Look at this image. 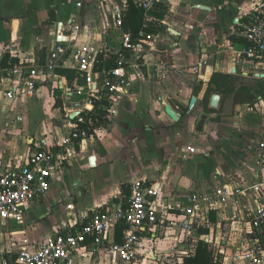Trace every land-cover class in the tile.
<instances>
[{
	"label": "crops",
	"instance_id": "obj_1",
	"mask_svg": "<svg viewBox=\"0 0 264 264\" xmlns=\"http://www.w3.org/2000/svg\"><path fill=\"white\" fill-rule=\"evenodd\" d=\"M119 1L121 11L114 17L126 9V0ZM79 2L82 3L80 6L77 5ZM115 2L77 0L68 4L65 0H13L10 3L0 0V59L9 53L19 57L20 62L43 61L60 40L58 34L72 19L81 25L82 42L104 45L115 57L121 49L122 28L115 23L116 28L110 27L106 35L99 33L96 36L90 28L91 22L107 18ZM158 2L163 5L164 15L151 16L152 24L159 30L152 45L141 55L147 60L186 68L201 59H207L208 64L198 73L187 71L160 78L148 74L133 77L128 93L114 97L118 114L111 119L103 117L89 138L68 149L71 156L67 158L60 153L56 161L52 180L73 170L80 172L85 165L98 170L94 187L99 195L89 201V189H82L88 184L81 182L69 191L75 201L80 199V205L76 210L72 201L74 208L70 209L68 218L59 224H51L48 222L51 213H46L49 210L44 206L39 217L28 224L27 210L36 203L41 205L46 194L40 201L28 205L23 224L8 223L7 232H3L6 238L13 237L18 244L28 238L32 246H39L47 237L62 232L65 226L79 223L83 217L124 200L130 184L136 180L157 183L160 188L158 207L173 210L172 206L186 201L190 191L203 192L227 183L248 185L257 179V146L264 140V108L258 107L264 104V96L254 103H235L234 93L217 92L221 96L220 104L218 108H212L210 100L214 92L208 102V108L213 111L207 109L204 96L214 72L234 75L237 89L254 85L256 78L262 77L264 68L240 59L238 53L245 44L233 42L230 36L244 37L243 25L255 9L264 7V0ZM15 18H19V24L13 34ZM111 37L117 40L115 44ZM60 69L73 74L71 69L59 68L52 76L40 75L36 95L32 98L21 95L10 100L5 96L4 87H0V172L24 163L41 139L66 135L72 130V114L67 116L65 106L71 103L72 108H80L85 96L75 93L68 97L65 87L83 84V80L74 76L69 79L67 74L59 72ZM248 80L251 81L246 82ZM54 83L57 84L55 89ZM193 96L197 100L190 109ZM23 98L30 99L32 104L28 106ZM21 106L25 108L23 112ZM167 107L178 115L177 119L170 115ZM18 115L22 120H17ZM23 121L26 125L20 127L14 123ZM35 131L37 136L28 137L25 143L22 135H33ZM92 156L95 157L94 165L90 160ZM63 157L66 162H61ZM252 198L250 194L240 206L211 212V227L201 232L210 237L211 242L206 245L215 264H238L236 253L251 244L241 225L246 223L245 218L250 219L248 209ZM66 199L69 201L71 197ZM40 233H44L41 239L35 237ZM117 237L121 238L120 233ZM198 241L197 249L203 240ZM262 241L264 246V237ZM149 242H144L145 248ZM218 243L219 248L215 247ZM155 245L157 250L166 248L160 241ZM94 262L98 264V261Z\"/></svg>",
	"mask_w": 264,
	"mask_h": 264
},
{
	"label": "built area",
	"instance_id": "obj_2",
	"mask_svg": "<svg viewBox=\"0 0 264 264\" xmlns=\"http://www.w3.org/2000/svg\"><path fill=\"white\" fill-rule=\"evenodd\" d=\"M158 1L139 0L138 4L149 16ZM151 18H147L137 39L123 32L121 49L115 57L104 45L82 42L81 25L72 19L58 34L60 40L43 61H21L10 67L0 65V87H4L10 100L21 95L34 97L40 75L52 76L59 68L74 70L76 79L83 80V84L66 86V96L75 93L85 96L80 108H72L71 103L65 106L67 116L76 113L69 133L41 139L24 163L0 172L1 232H7L8 223L23 224L25 207L48 193L60 153L68 158L72 155L68 149L89 138L98 128L97 119L91 118L90 111L100 104L103 96L110 105L99 106L105 108L103 117L111 119L118 114L114 97L128 93L133 77L198 73L208 64L207 59H201L186 68L144 58L141 54L156 39L155 33L148 30ZM248 18L242 29L246 44L238 57L264 68V7L255 9ZM115 23L122 28L121 13L115 16ZM250 110L253 112V107ZM17 120L22 117L18 115ZM257 149L258 174L251 184L227 183L203 192L190 191L185 202L172 206L173 210H162L157 204L160 196L157 183L136 180L130 184L124 200L65 226L62 232L47 237L39 246H32L28 238H23L21 244L13 237L0 238V264H97L94 260L98 264H185L186 257L196 254L199 239L205 244L211 242L201 232L210 226L211 212L240 206L250 194L253 195L248 209L250 219L245 218L241 230L251 244L236 253L235 258L238 264H264V140L258 142ZM220 218L224 217L220 215ZM118 233L120 241L116 240ZM146 240L150 241L147 248ZM158 241L165 243L166 248L157 250ZM215 247L219 248L220 243Z\"/></svg>",
	"mask_w": 264,
	"mask_h": 264
},
{
	"label": "trees",
	"instance_id": "obj_3",
	"mask_svg": "<svg viewBox=\"0 0 264 264\" xmlns=\"http://www.w3.org/2000/svg\"><path fill=\"white\" fill-rule=\"evenodd\" d=\"M162 7L163 5H160L159 2H156L154 8L149 13V16L156 17L157 14H159L160 16L164 15ZM149 16L146 15L145 9L140 6L138 2H135L134 0H126V9L122 14L121 26L123 32L130 33L133 39H137L139 32L144 27V24ZM154 20L156 21V19ZM148 30L149 32L156 34L158 33L159 28H156L154 24H151V27H149ZM230 38L233 42H239L243 45L246 44V40L244 37H235L232 35L230 36ZM19 63V57H13L9 53L4 54L2 56V59H0V65L4 67H10ZM72 71L73 74H71L69 70H59V72H64L65 74H67L69 79L73 78V76L76 77L77 75L74 70H71V72ZM235 81V76L232 74L214 72L209 81V85L204 96V101L207 109H209V99L214 92H218L220 94H223L225 92L234 93L235 103H254L259 99L260 96H264V77L256 78V82L254 85H243L238 89L234 86ZM102 98L103 99L100 101V104H96L94 110L90 111L91 118H93L94 120L97 119L96 125L103 121V115L105 114V108L101 106L110 105V102L106 96H103ZM209 111H213V109H209ZM117 239L118 241H120L121 238L117 237ZM185 264H215V262L213 261L211 251H209L207 245L202 242L200 243L194 256L185 258Z\"/></svg>",
	"mask_w": 264,
	"mask_h": 264
},
{
	"label": "rangeland",
	"instance_id": "obj_4",
	"mask_svg": "<svg viewBox=\"0 0 264 264\" xmlns=\"http://www.w3.org/2000/svg\"><path fill=\"white\" fill-rule=\"evenodd\" d=\"M6 1H10V3H13V0H6ZM65 1L68 4H72L73 2H75L77 0H65ZM109 1H112V0H109ZM54 3H56V2H54ZM120 6H121V2L119 0H116L114 6L111 8L110 12H108L107 18H103V19L101 18V20H98L97 22H91L92 23V25L90 26V28L92 29L91 32H93V34H95V36L98 35L99 33L106 35L105 34L106 30H110V27H113V28L115 27L114 14L117 11H121ZM109 33H112V31H110ZM107 35H108V33H107ZM116 36H117V34L115 35V37ZM115 42H117V40H113V38H112V44L113 43L115 44ZM250 81L251 80H248L246 82H250ZM53 86L55 89L57 87V84L54 83ZM41 93L42 92L37 91V94L40 95ZM40 98L42 100V97H40ZM43 98H44V95H43ZM23 100H24L25 104H27L28 106H30L32 104L30 99L23 98ZM258 108H264V104ZM24 109L25 108L21 106L20 111L23 112ZM228 113H230V111H228ZM25 118H26V114H25ZM27 118L29 119V117H27ZM14 123L16 124V126H19V127L26 125V121L14 122ZM53 135H54V133H52L51 136H53ZM22 136L24 138V142L26 143V139L28 137L37 136V132L33 135H22ZM38 136H40V135H38ZM64 161L66 162L67 159L63 157L61 162H64ZM98 175H99L98 170H95L94 167L85 165L82 167V171H80V172H78L77 170H73L68 175H65V174L60 175L59 179H57V180L53 179L51 188L48 191L47 195L45 196V201L41 205H38L37 203H36L37 205L34 204L31 207V209H28V206L25 207L26 210L28 209L27 213H26L27 223L32 224V221L34 219L36 220V218L39 217L41 208L44 206L47 207L49 210L46 213H48V214L51 213L48 216V222L51 224L61 223L62 220H65L66 218H68L70 209L74 208L73 202H75L76 210H77V207L79 208V205H80V202H79L80 199H77L75 201V199H74L75 197H73L70 194L69 191L71 190V188L72 187L74 188V186H78L81 182L88 184V186H82V189H89L90 197L87 199L89 201L93 200L97 195H99L98 190L96 189V187H94L95 182L98 179ZM69 187H70V189H69ZM69 197H71V199H69V201H68L66 198H69ZM13 228L15 230H21L22 229V228L19 229V227H13ZM45 233H49V232L46 231ZM0 235H1L2 239H6L5 233L0 232ZM43 236H44V233H40V234H38V236H35V237H39V239H41Z\"/></svg>",
	"mask_w": 264,
	"mask_h": 264
},
{
	"label": "water",
	"instance_id": "obj_5",
	"mask_svg": "<svg viewBox=\"0 0 264 264\" xmlns=\"http://www.w3.org/2000/svg\"><path fill=\"white\" fill-rule=\"evenodd\" d=\"M198 6L204 8V6H202V5H198ZM18 24H19V18H15V19L13 20V22H12V33H13V34L16 33V31H17V29H18ZM61 31H62V30H61ZM173 36L176 37L175 35H173ZM261 75H262V77H263V76H264V73H262ZM220 99H221L220 94H218V93H214V94L212 95V97H211V100H210V106H211L212 108H218V107H219V104H220ZM196 100H197V97H196V96H193V97L191 98L190 105H189L190 109L193 108V106L195 105ZM167 111L170 113V115H171L174 119H177V118H178V115H177L174 111H172L170 108L167 107ZM74 115H76V113H73L72 117H73ZM204 118H205V116H204ZM90 160H91V164L94 165V164H95V163H94V161H95V157L92 156Z\"/></svg>",
	"mask_w": 264,
	"mask_h": 264
}]
</instances>
